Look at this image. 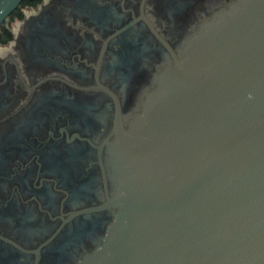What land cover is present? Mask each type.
<instances>
[{"label": "flooded vegetation", "instance_id": "obj_1", "mask_svg": "<svg viewBox=\"0 0 264 264\" xmlns=\"http://www.w3.org/2000/svg\"><path fill=\"white\" fill-rule=\"evenodd\" d=\"M32 1L0 25V264H80L121 210L143 90L238 0Z\"/></svg>", "mask_w": 264, "mask_h": 264}, {"label": "water", "instance_id": "obj_2", "mask_svg": "<svg viewBox=\"0 0 264 264\" xmlns=\"http://www.w3.org/2000/svg\"><path fill=\"white\" fill-rule=\"evenodd\" d=\"M22 0H0V25ZM160 65L115 155L122 205L80 264H264V0Z\"/></svg>", "mask_w": 264, "mask_h": 264}, {"label": "trees", "instance_id": "obj_3", "mask_svg": "<svg viewBox=\"0 0 264 264\" xmlns=\"http://www.w3.org/2000/svg\"><path fill=\"white\" fill-rule=\"evenodd\" d=\"M25 1H28V0H23V2H25ZM38 0H33L32 2H37ZM19 14H21V13H19ZM11 32H10V30L9 29H6V28H4L3 29V32H0V41L1 42H6L10 37H11Z\"/></svg>", "mask_w": 264, "mask_h": 264}]
</instances>
